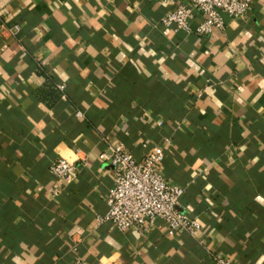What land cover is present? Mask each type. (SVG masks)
I'll use <instances>...</instances> for the list:
<instances>
[{
  "label": "crops",
  "instance_id": "obj_1",
  "mask_svg": "<svg viewBox=\"0 0 264 264\" xmlns=\"http://www.w3.org/2000/svg\"><path fill=\"white\" fill-rule=\"evenodd\" d=\"M172 6L0 0V264H264V0L208 34L201 14L164 26ZM155 144L194 235L96 223L114 184L99 155Z\"/></svg>",
  "mask_w": 264,
  "mask_h": 264
},
{
  "label": "built area",
  "instance_id": "obj_2",
  "mask_svg": "<svg viewBox=\"0 0 264 264\" xmlns=\"http://www.w3.org/2000/svg\"><path fill=\"white\" fill-rule=\"evenodd\" d=\"M173 6L162 16L166 27L190 32L196 14L203 16L195 26L197 34H208L214 27L224 28L225 15L237 18L244 14L252 0H163ZM225 14V15H224ZM18 26L10 30H16ZM60 89L62 85L58 86ZM76 115L82 116L77 111ZM166 138L169 141L170 138ZM165 155L164 144H155L138 158L122 147L111 145L109 152H102L99 158L113 166L114 184L105 198L107 209L96 216V223H109L121 230L136 228L141 232L145 226H154L162 220L168 235L185 230L194 235L201 224L197 217H190L179 208L180 197L185 186L169 182L157 169ZM76 170V164L64 157L54 160L49 172L57 179L70 178ZM57 194L56 188L52 189ZM215 264H237L221 253L210 252ZM71 264H90L81 258Z\"/></svg>",
  "mask_w": 264,
  "mask_h": 264
}]
</instances>
